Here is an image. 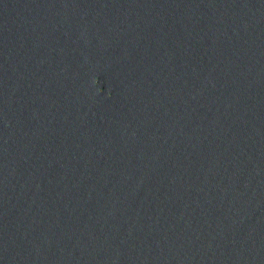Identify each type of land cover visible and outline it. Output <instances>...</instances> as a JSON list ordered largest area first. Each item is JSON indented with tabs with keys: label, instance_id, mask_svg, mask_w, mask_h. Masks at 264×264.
<instances>
[{
	"label": "water",
	"instance_id": "1",
	"mask_svg": "<svg viewBox=\"0 0 264 264\" xmlns=\"http://www.w3.org/2000/svg\"><path fill=\"white\" fill-rule=\"evenodd\" d=\"M0 264H264V0H0Z\"/></svg>",
	"mask_w": 264,
	"mask_h": 264
}]
</instances>
